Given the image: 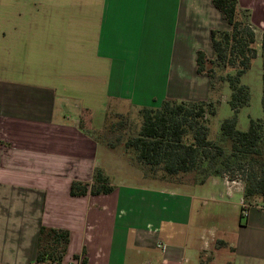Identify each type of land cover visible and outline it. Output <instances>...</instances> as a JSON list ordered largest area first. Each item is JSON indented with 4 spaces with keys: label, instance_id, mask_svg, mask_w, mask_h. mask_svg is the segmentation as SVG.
Segmentation results:
<instances>
[{
    "label": "crops",
    "instance_id": "0c3cea01",
    "mask_svg": "<svg viewBox=\"0 0 264 264\" xmlns=\"http://www.w3.org/2000/svg\"><path fill=\"white\" fill-rule=\"evenodd\" d=\"M238 3L260 53L264 0ZM225 23L213 0H0V264L36 262L42 226L70 232L63 264L202 263L192 213L208 189L165 187L122 158L115 171L79 121L101 129L110 98L155 108L190 99L195 45L204 38L212 57L210 32ZM97 168L115 190L72 196ZM217 183L209 190L244 206L242 181ZM247 208L218 228L230 234L225 264H264V201Z\"/></svg>",
    "mask_w": 264,
    "mask_h": 264
},
{
    "label": "trees",
    "instance_id": "16d2710c",
    "mask_svg": "<svg viewBox=\"0 0 264 264\" xmlns=\"http://www.w3.org/2000/svg\"><path fill=\"white\" fill-rule=\"evenodd\" d=\"M213 4L227 21L229 29L211 30L212 57L204 50L197 51L196 71L209 77V99L166 98L158 108L137 106L141 125L123 139L117 134L125 131L128 116L115 112L114 104H133L110 98L101 129L84 126L82 116L79 127L99 144L118 151L148 179L168 181L198 171L221 176L225 171L243 170L246 186L240 214L242 220L246 217V207L253 205L250 200L264 201V162L261 160L264 156V118H251L247 131L238 127L239 113L251 101L250 87L242 83V77L253 67L258 56L257 33L250 22L249 11L242 10L238 0H213ZM260 44L264 101V33ZM219 82L228 83L231 89L228 103L233 115L221 123L220 140H217L210 136V125L217 115L219 101H214L213 95ZM120 147L123 150L118 149ZM255 163H259V171L255 169ZM114 190L115 186L105 171L97 168L92 181H74L70 194L79 197L109 194ZM69 243L68 230L42 226L36 261L63 264Z\"/></svg>",
    "mask_w": 264,
    "mask_h": 264
},
{
    "label": "rangeland",
    "instance_id": "374dc122",
    "mask_svg": "<svg viewBox=\"0 0 264 264\" xmlns=\"http://www.w3.org/2000/svg\"><path fill=\"white\" fill-rule=\"evenodd\" d=\"M227 25V23H225ZM254 26V25H253ZM204 38H201V40L195 45V51L199 48H202L205 52L208 53V55H212V50L209 48V46H205L206 42L204 41ZM198 51V50H197ZM196 54V52H195ZM185 68V67H184ZM188 68V67H187ZM186 69V68H185ZM185 71V70H184ZM263 68H262V57H261V51L259 55L257 56L253 67L249 70V72L242 77V83L249 85L251 88V101L248 106H245L241 109L239 113V124L238 127L243 130L247 131L250 126V119H259L264 118V101H263ZM194 79V85H193V92L191 94L190 99H183V100H200V98L208 96V85L207 82H209V77L206 75H198L197 73L193 76ZM183 88L184 85L180 84ZM207 88V90H206ZM210 90V89H209ZM231 96V89L228 85V83L219 82L217 84V90L216 94L213 95L214 101H219V104L217 103L218 110L217 115L212 118L211 122V138L220 140L221 135V123L231 117L233 115V111L228 103ZM211 97V93L209 94V98ZM208 98V99H209ZM202 100V99H201ZM70 102L75 104L76 107H79V103L77 101ZM115 112H120L127 117V123L128 125L125 126V131L127 132V135L124 134L125 131L120 132V134H117L118 136H121V138L125 139L129 135V132H136L138 128L141 125L142 119L139 114V108L135 105L127 104V103H115ZM74 106V107H75ZM83 114L82 119L84 122V126L91 128V129H97L90 125L88 123V115L84 116ZM103 120L102 115H100L99 120ZM137 127V128H136ZM107 149V158L111 162L110 164L113 166L115 171L118 170L117 163L119 158L124 159L118 151H113ZM120 150H123L122 147L118 148ZM109 150V151H108ZM111 151V152H110ZM264 162V156L261 159ZM127 161V160H126ZM128 163V161L126 162ZM127 165V164H126ZM129 165V163H128ZM131 170L136 172V169L132 167ZM130 167V166H129ZM135 169V170H134ZM255 169L259 171V163H255ZM137 171H140L137 169ZM141 172V171H140ZM143 174V173H142ZM209 172L201 173L193 172L186 176H179L177 179L168 180V181H159L163 186L165 187H176L177 185H192L195 187H203L205 186L208 190L206 193H204L203 198H196L195 203L193 206V215H192V223L191 226V234L192 236L196 237L197 234L202 233L201 238V264H222L230 261V256L232 253V247L229 246V244L226 242V239L229 238L230 234H225V232L221 231L218 228H226L227 226H231L232 224H235L238 219H240V213L243 209V207L240 209L239 207L234 208L231 200H226L221 198L220 190L217 192H212L209 190V188H217V186L210 187V185L213 184V180L216 179L220 183H217L219 186L221 184L222 179L228 178L229 181L239 182L242 181L244 185L246 186V175H244L243 170H237L233 169L230 171H225L223 175L216 176L213 174H209ZM124 176H128L127 174H123ZM144 176V175H143ZM116 177V176H115ZM155 180V179H152ZM111 183H116L114 179L111 177ZM182 183V184H181ZM208 183V184H207ZM157 184V183H156ZM243 198L244 204V193L241 196ZM234 201V200H233ZM237 201H239L238 198L235 199V203L237 204ZM248 202L247 200H245ZM257 201H262V199H257L254 201V199L250 200L253 204ZM232 203V204H231ZM247 208V207H246ZM225 211H228V214L225 213ZM237 219V220H236Z\"/></svg>",
    "mask_w": 264,
    "mask_h": 264
},
{
    "label": "built area",
    "instance_id": "2783aa9c",
    "mask_svg": "<svg viewBox=\"0 0 264 264\" xmlns=\"http://www.w3.org/2000/svg\"><path fill=\"white\" fill-rule=\"evenodd\" d=\"M245 213H246V212H245ZM33 264H40V263L36 261V262H34Z\"/></svg>",
    "mask_w": 264,
    "mask_h": 264
}]
</instances>
